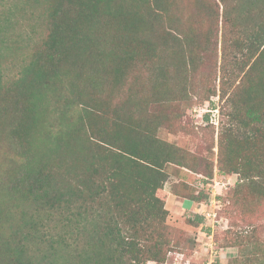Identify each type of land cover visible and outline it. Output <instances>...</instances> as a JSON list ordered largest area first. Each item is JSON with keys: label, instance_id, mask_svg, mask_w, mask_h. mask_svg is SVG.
I'll use <instances>...</instances> for the list:
<instances>
[{"label": "trees", "instance_id": "1", "mask_svg": "<svg viewBox=\"0 0 264 264\" xmlns=\"http://www.w3.org/2000/svg\"><path fill=\"white\" fill-rule=\"evenodd\" d=\"M188 3L190 17L182 0H0V57L23 55L0 81L1 188L27 206L0 198V264H168L166 165L212 178L215 163L158 132L217 79L216 166L239 176L235 202L264 198V0ZM253 233L235 244L257 248Z\"/></svg>", "mask_w": 264, "mask_h": 264}, {"label": "rangeland", "instance_id": "2", "mask_svg": "<svg viewBox=\"0 0 264 264\" xmlns=\"http://www.w3.org/2000/svg\"><path fill=\"white\" fill-rule=\"evenodd\" d=\"M193 11L194 7H189L188 0H182L181 15L190 17ZM22 58V54L9 59L0 57V81L16 74ZM216 83L217 94L210 99L200 101L195 96L183 103L179 108L182 117L175 126L177 130L172 131L166 120L158 132L162 139L175 143L200 159L211 158L215 163L212 178L177 164L166 165L169 176L162 192L165 207L169 210L167 224L175 242V248L168 254V264H229L236 258L240 259L239 263L264 264V198L247 196L244 202H235L233 192L239 176L221 173L216 166L219 134L226 122L227 98L221 97L220 79ZM180 124L185 130H179ZM13 153L7 144L0 145V198L4 199L9 213L18 217L21 209L27 206L21 202L19 206L11 203L1 188L13 176L8 163ZM7 154L4 158L3 155ZM201 191L204 193L201 202L179 195H197ZM203 209H206L205 214H200ZM197 214L202 215L203 222L195 218ZM3 229H9L8 225L5 224ZM252 231L250 239L257 243V248L252 244H235L234 238L238 233L239 237H244ZM148 264L156 263L150 261Z\"/></svg>", "mask_w": 264, "mask_h": 264}, {"label": "built area", "instance_id": "3", "mask_svg": "<svg viewBox=\"0 0 264 264\" xmlns=\"http://www.w3.org/2000/svg\"><path fill=\"white\" fill-rule=\"evenodd\" d=\"M205 210L206 209H203L202 211H200V214H205Z\"/></svg>", "mask_w": 264, "mask_h": 264}]
</instances>
